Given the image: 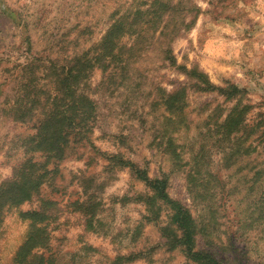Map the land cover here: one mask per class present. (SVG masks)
Returning a JSON list of instances; mask_svg holds the SVG:
<instances>
[{
	"label": "rangeland",
	"instance_id": "obj_1",
	"mask_svg": "<svg viewBox=\"0 0 264 264\" xmlns=\"http://www.w3.org/2000/svg\"><path fill=\"white\" fill-rule=\"evenodd\" d=\"M0 264H264V0H0Z\"/></svg>",
	"mask_w": 264,
	"mask_h": 264
},
{
	"label": "trees",
	"instance_id": "obj_2",
	"mask_svg": "<svg viewBox=\"0 0 264 264\" xmlns=\"http://www.w3.org/2000/svg\"><path fill=\"white\" fill-rule=\"evenodd\" d=\"M151 8H152V5H151ZM151 8L149 9V11L151 10ZM159 8H161V7H156V10H158ZM155 10V11H156ZM150 14H153V12H151ZM118 21H119V19H118ZM121 23V22H120ZM119 24V22L117 23H115L114 24V27H115V25H118ZM103 52V51H102ZM168 53H169V51H168ZM168 56H170V55H168ZM87 99V101H88V98H86ZM176 100L177 99H175V98H172L170 101H166L167 102V104H169L171 107L172 106H174V104H175V102H176ZM183 100V99H182ZM182 100H180V101H182ZM90 101V100H89ZM72 106H73V104H69V105H67L66 106V110H70L71 108H72ZM89 108H88V111H90V106H88ZM83 108V107H82ZM183 108L181 107L180 108V110H178L177 111V114L181 117V120L183 121V119L182 118H184V116H183V110H182ZM56 109H54V110H51L50 111V113L48 114V118H47V121H48V125H49V123H50V121H51V117H52V115H55V114H53L54 113V111H55ZM83 112H85V109H84V111H82V113ZM234 113V114H233ZM234 115V116H233ZM232 116H233V118H237V117H239L240 115H239V113H235L234 111L232 112ZM229 117H231V114L229 115L228 114V116L226 117V119H225V122L223 123V125H230V124H232L233 123V121L231 122V120L233 119H231V118H229ZM229 119H231L230 121H229ZM71 121H72V119H71ZM230 122V123H229ZM235 122V124H236V121H234ZM58 127H59V125H56L55 126V128H54V134H56V131H57V129H58ZM69 132V131H68ZM200 157H201V155H200ZM196 163H197V165H201L202 164V162H200V161H195ZM156 182L158 183V184H160V185H166V181L165 180H161V179H158V180H156ZM165 191H166V189H165ZM165 195H166V199L168 200V202H170V203H172V204H174V209H177L178 208V213H176L175 215H174V218H175V220H176V222L179 224V226H180V228L183 230V233H184V235L186 236V237H190V235L192 234V231H193V226H194V223H193V220H192V215H191V213L189 212V210H188V208H186L185 206H183L181 203H179L178 202V205L176 204L175 205V203H177L176 201H174V200H172L169 196H168V194H166L165 193ZM177 216H179V217H177ZM34 226V225H33ZM40 229H37V231H39ZM31 241H33V232H32V234L30 233V237H28V239H27V241H26V246H25V244H24V246H22V251H20L19 252V254L18 255H21L22 253H23V251L25 250V248L27 247V245L31 242ZM28 246H30V245H28Z\"/></svg>",
	"mask_w": 264,
	"mask_h": 264
}]
</instances>
